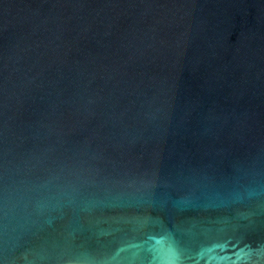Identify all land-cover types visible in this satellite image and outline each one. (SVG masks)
<instances>
[{"label": "water", "instance_id": "water-1", "mask_svg": "<svg viewBox=\"0 0 264 264\" xmlns=\"http://www.w3.org/2000/svg\"><path fill=\"white\" fill-rule=\"evenodd\" d=\"M0 264H264V0H0Z\"/></svg>", "mask_w": 264, "mask_h": 264}]
</instances>
